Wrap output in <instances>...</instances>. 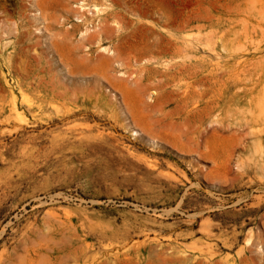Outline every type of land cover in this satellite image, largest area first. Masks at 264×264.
I'll use <instances>...</instances> for the list:
<instances>
[{
	"label": "rangeland",
	"instance_id": "obj_1",
	"mask_svg": "<svg viewBox=\"0 0 264 264\" xmlns=\"http://www.w3.org/2000/svg\"><path fill=\"white\" fill-rule=\"evenodd\" d=\"M0 264H264V0H0Z\"/></svg>",
	"mask_w": 264,
	"mask_h": 264
},
{
	"label": "bare ground",
	"instance_id": "obj_2",
	"mask_svg": "<svg viewBox=\"0 0 264 264\" xmlns=\"http://www.w3.org/2000/svg\"><path fill=\"white\" fill-rule=\"evenodd\" d=\"M26 4H27L28 8H33L36 11L41 12V9L43 8L44 0H26ZM35 15H37V13H35ZM19 17H21V19H24L23 16H22V13H19ZM33 20H37V19L34 18ZM24 23L21 24L22 28H24ZM116 25H119V22H116ZM13 26H14L13 28H15L16 25H13ZM160 38L162 39V38H164V36L160 35ZM53 46H56V45H53ZM153 48L150 49V48L147 47V48H143L142 50H139L138 52L136 51V59H135L136 62L138 61L140 64H143L146 61L145 57L149 56L150 57V61L152 62L151 64H153V63L156 64V63H158L159 60H161V58H166L168 56L175 55V54L177 55V54L180 53V51H179V49H177V47H174V46H171V45H169V46H160L159 45L158 47H155L154 49ZM150 61H148V62H150ZM143 65H145V64H143ZM146 68H147V65L143 66L141 71L147 73ZM171 70L175 71L178 74H183V73H186V72L188 73L190 71L186 67H184L183 65H173V66L163 65L162 66V70H154V71L157 74H159L160 77L166 78L168 76L167 72H170ZM190 74L192 76H195V74L193 72L190 73ZM131 75H132V72L129 74V76H131ZM195 77L197 78V76H195ZM148 78H150V77H148ZM247 241H246V244L248 243Z\"/></svg>",
	"mask_w": 264,
	"mask_h": 264
}]
</instances>
